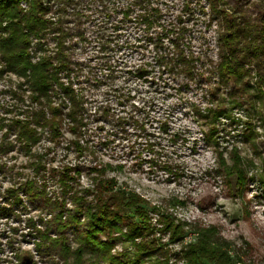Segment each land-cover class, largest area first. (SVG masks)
<instances>
[{"label": "trees", "instance_id": "obj_1", "mask_svg": "<svg viewBox=\"0 0 264 264\" xmlns=\"http://www.w3.org/2000/svg\"><path fill=\"white\" fill-rule=\"evenodd\" d=\"M85 1L0 0V74L9 72L21 79L17 87L10 91L16 100L15 104L0 101V171H4L6 167V163L1 162L4 155L14 151L17 146L27 154H32L33 147L42 139V131L50 130L53 137L58 139L66 122L75 136L76 149L79 152L89 149L88 145H82L81 138L87 133L91 117L97 116L98 111L91 112L88 99L75 83L76 79H80L84 65L74 58V54L78 46L87 49L91 45L86 26L98 14L104 16L108 20L107 24L112 26L111 34L98 36L100 49L108 51L113 48H130L134 52L144 48L143 44L138 45L137 40L123 38L128 29L141 35L146 40V46H150L153 52L152 63L136 66L135 74L138 78H152L154 83H159L164 89L173 88L180 96L185 95L193 84L206 93V114H202L200 110L194 112L206 119L208 130L204 134L207 142L214 140L218 159L215 172L229 187H232L233 178L237 176L233 188L235 194H242L249 179L238 148L230 152L232 164L227 162L224 152L219 150L218 122L223 116H230L226 99L222 98L218 104V88L210 86L206 89L205 84L211 82L213 74H217L222 82L232 81L235 93L246 96L244 101L264 98V0H236V4L241 5L240 8L231 7L228 0H204L210 10L205 27L210 29L214 22L219 25L220 50L216 63L210 55V47L205 50L195 49L192 36L197 24L191 21L195 9L190 0L183 4L178 14H170L167 5L164 6L161 0H124L122 5L115 1L112 3L111 0H91L90 3L96 9H89V12L82 7ZM201 2L202 0H198L196 9L206 15ZM249 2L260 9L261 19H248L242 4ZM103 30L107 31L104 27ZM50 34L55 40V48L49 55H43L42 52H46L48 48L47 37ZM251 62H254L255 84H251V69L247 66ZM105 63L108 69L106 76L115 78L120 70L117 61L108 57ZM25 93L28 94L27 97ZM244 101L241 100L237 105ZM24 104L23 110L21 106ZM110 108L105 106L102 116L106 120L116 121L119 125L118 134H129L128 127L131 125L136 127L138 137L146 134L144 119L134 115H115ZM160 129L170 137L172 146L188 140L182 131L171 130L168 118L161 121ZM106 142L110 140L106 139ZM161 143L157 139H146V146L153 154L149 160L168 173V181L180 182L185 171L181 170V166L171 163L174 153L168 155L157 152L155 148L160 147ZM162 154L165 158L160 159L159 155ZM34 166L39 178L46 179L45 174L39 175L40 171L44 170L46 173L47 170L41 158ZM109 168H113L110 163L93 168L98 176L95 179L96 185L92 190H85L86 194L81 196L73 186L76 177L72 173L79 174L80 168L66 166V173L61 174L60 181L65 194L77 204L74 218L78 221L80 216H85L89 228L86 245L72 253L73 261H70L71 248L64 239V264H91L89 259L84 258L89 253L116 264H143L146 256L148 260L154 258L152 264H170L168 244L183 242L191 228L196 234L195 241L184 245L179 251L185 264H204L205 261L215 264L234 263L229 254L230 243L220 235L217 226L193 225L165 215L157 207L153 208L158 216L156 223H153L144 206L148 201L136 192L115 188L116 179L105 177ZM119 168H123V165H119ZM35 190L33 180L20 183L18 187L3 190L0 187V216L9 217L26 210L27 204L21 193L35 198L39 196ZM88 195L92 196L91 200H88ZM61 207L62 211L58 213L60 218L64 214V204ZM133 210V216L138 221L130 219V212ZM64 224L67 227L71 223L68 221ZM28 225L29 231L23 236L33 237L37 248L48 243L50 236L47 229H41L38 221L32 218ZM125 225L127 232L123 231ZM11 230L18 234L17 227ZM100 234L107 240H99ZM118 234L120 237H117ZM163 235H169L168 243L163 241ZM120 238L125 243L136 246L133 261L119 262L112 255L114 242ZM17 244L18 241L12 237L0 239V264H28L33 261V254Z\"/></svg>", "mask_w": 264, "mask_h": 264}, {"label": "rangeland", "instance_id": "obj_2", "mask_svg": "<svg viewBox=\"0 0 264 264\" xmlns=\"http://www.w3.org/2000/svg\"><path fill=\"white\" fill-rule=\"evenodd\" d=\"M90 1L86 0L82 6L88 12L89 9L92 11L96 9ZM114 1L122 5L124 0H111L112 3ZM161 1L164 6L167 5L170 14H178L183 4L189 0ZM190 1L195 9L191 21L197 24L192 36L195 49L205 50L210 47V55L216 63L220 50L219 25L214 22L213 26L207 29L205 21L210 12L208 3L204 0L201 2L206 10L205 15L203 11L196 9L198 0ZM228 2L231 7H241L236 4V0ZM242 7L248 19L256 21L262 18L260 9L253 2L244 3ZM107 21L104 16L95 14L86 26L91 37V45L87 49L78 46L74 54V58L84 65L80 79H76L75 83L88 99L91 112L98 111L97 116L91 117L87 133L81 138L82 145H88L89 149L83 152L76 149L75 136L70 132L66 122L58 139L53 137L50 130L42 131V139L33 147L32 154H27L17 146L14 151L1 158V162L6 163L4 171H0L1 189L18 187L20 183L33 180L39 196L30 198L22 192L27 209L9 217L0 216V239L12 237L23 250L30 251L33 254V261L28 264H64L66 255L62 244L66 239L67 245L71 248L70 261H73L72 253L86 245L88 220L85 216H80L78 221L74 218L77 204L65 194L60 181L61 174L66 173L64 171L66 166L80 168L79 174L72 173L76 177L73 186L81 196L86 194L85 190H92L96 185L95 179L98 176L92 169L110 163L113 168L107 170L105 177L116 179L115 188L143 196L148 201L144 206L149 211L153 223H156L158 217L153 208L157 207L161 213L193 225H215L220 235L230 243L229 254L234 261L233 264H264V98L244 101L246 96L235 93L234 83L220 81L217 74H213L211 82L205 84L206 89L210 86L218 88L216 97L218 104L225 98L229 109L230 116H223L218 122L219 150L224 152L229 164L233 163L230 152L234 148H238L244 160L248 184L242 194H235L233 187L237 176L233 178L232 187H229L215 172L218 159L214 140L207 142L204 134L208 130L206 119L194 112L200 110L202 114H206L208 104L206 93L193 84L185 95L180 96L173 88L164 89V86L154 83L152 78H138L135 74L136 66L152 63L153 52L150 46H146V40L141 35L138 36L137 32L133 33L128 29L123 38L137 40L138 45L141 43L144 48L134 52L130 48L126 50L113 48L108 51L100 49L98 36L112 33V26L107 24ZM103 27L107 31H104ZM47 41L48 48L46 52H42L43 55H49L55 48V40L51 34L48 35ZM108 57L114 58L120 67L115 78L106 76L108 69L105 62ZM247 66L251 69V84H255L254 62ZM20 81L21 79L12 73L0 74L1 103L15 104L16 100L10 91L15 89ZM27 95L25 93V97ZM241 100L244 102L237 105ZM24 106L25 104L21 106L23 110ZM105 106H110L111 113L115 115H134L144 119L146 134L138 137L136 127L133 125L128 127L129 134H118L119 125L116 121L106 120L102 116ZM166 118L169 119L171 130L182 131L188 139L187 142L172 146L170 137L160 129L161 121ZM106 139L110 142H106ZM146 139L149 141L157 139L162 142L161 148H155L158 153L171 155V152L178 150L179 158L174 156L184 161L185 170L180 182L166 181L168 173L150 162L149 158L153 154L146 146ZM133 146L134 148L130 149ZM163 154L159 155L160 159L165 158ZM40 158L46 164L47 170L46 173L44 170L40 171L39 175L45 174L46 179L39 178L35 171L34 165ZM119 165H123V168L120 169ZM91 198L92 196L88 195V200ZM62 204L64 214L60 218L58 213L62 211ZM133 213L134 210L130 212V219L138 221ZM31 218L38 221L41 229H47L49 232L50 240L41 248L36 247L33 237L23 236L29 231L28 223ZM68 221L71 224L64 227V223ZM14 227L18 228V234L11 230ZM127 229V225L123 226L124 232H127ZM117 237H120L119 234ZM195 237L196 234L191 228L183 242L168 244L170 264H185L179 256V251L184 245L195 241ZM98 239L107 240L102 234ZM163 241L168 243L169 235H163ZM136 252V246L125 243L123 238L114 242L112 247V255L119 262L133 261ZM84 258L89 259L91 264H116L106 262L93 253L85 254ZM144 259L146 261L143 264H152L154 258L148 260L146 256ZM204 264L215 263L205 261Z\"/></svg>", "mask_w": 264, "mask_h": 264}, {"label": "bare ground", "instance_id": "obj_3", "mask_svg": "<svg viewBox=\"0 0 264 264\" xmlns=\"http://www.w3.org/2000/svg\"><path fill=\"white\" fill-rule=\"evenodd\" d=\"M176 156H177V158H179V153H178V150H174V152H173ZM175 156H174V158H173V160L171 161V163L172 164H175V165H177V166H181V170H183V171H185L184 170V161H182V160H180V159H177ZM168 180V178H166V181Z\"/></svg>", "mask_w": 264, "mask_h": 264}]
</instances>
